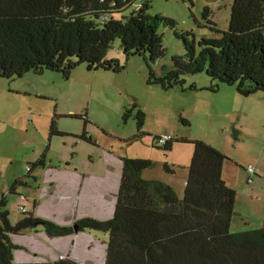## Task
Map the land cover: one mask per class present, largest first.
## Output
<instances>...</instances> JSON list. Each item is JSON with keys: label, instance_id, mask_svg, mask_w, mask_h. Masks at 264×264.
Instances as JSON below:
<instances>
[{"label": "rangeland", "instance_id": "1", "mask_svg": "<svg viewBox=\"0 0 264 264\" xmlns=\"http://www.w3.org/2000/svg\"><path fill=\"white\" fill-rule=\"evenodd\" d=\"M144 1L151 5L150 15L174 19L175 29L191 32V40L195 42L202 37L221 36L211 30L212 25L205 20L203 11L209 10V19L216 23V29L226 31L233 2ZM130 11L126 9L123 14ZM158 31L163 36L165 55L153 67L160 74L163 66L172 68V57L183 56L185 48L168 23L159 25ZM107 59L118 60L124 68L117 72L96 71L80 64L68 78L50 70L42 74L29 71L20 78H0V200L3 196L7 198L9 221L16 224L23 219L20 206L37 218L61 226L86 217L110 220L115 207L113 197L122 177V157L153 161L144 177L170 184L181 197L194 146L176 141L169 151L155 148L153 137L170 135L174 140H201L227 157L223 178L236 193L232 233L264 227V92L244 97L236 92V86L219 84L203 73L185 75L186 87L196 84L208 88L218 84L220 88L216 92L162 90L156 85L150 86L142 56L127 59L119 40L113 43ZM134 104L137 109H133ZM139 109L145 113L146 135L133 139L138 131L135 116ZM129 111L133 115L127 117ZM53 122L60 135H51ZM83 134L90 141L82 140ZM43 157L44 169L37 164ZM165 164L175 173L166 172ZM249 167L256 172L250 174ZM52 168H57V173ZM66 168L77 169L86 178L84 190L86 194L91 191L92 198H80L79 193H84L79 192L76 184H49L50 180L55 181L60 169ZM250 178L253 180L248 184ZM15 185V192L10 193ZM101 191L109 198L100 197ZM85 232L65 240L69 243L73 239L81 240L75 243L74 249L82 260L90 259L109 238L104 232ZM25 234L28 236L22 241L38 251L46 250L48 244L57 247L53 242L35 237V232ZM90 236L97 240L92 251L85 246L90 243ZM33 254L36 253L23 251L17 257L33 260ZM38 258L40 254L34 260ZM100 260L105 261L104 253ZM95 264L99 263L95 261Z\"/></svg>", "mask_w": 264, "mask_h": 264}, {"label": "trees", "instance_id": "2", "mask_svg": "<svg viewBox=\"0 0 264 264\" xmlns=\"http://www.w3.org/2000/svg\"><path fill=\"white\" fill-rule=\"evenodd\" d=\"M126 9H131L129 14H123ZM150 9L144 0H0V78H20L29 71L42 74L45 70L68 78L80 64H86L87 70L117 72L124 66L107 59V54L119 40L127 59L142 56L150 86L216 92L218 84L186 87L185 75L203 73L219 84L236 86V92L244 97L264 92V0H233L226 31L216 29L209 10H204L211 30L221 36L202 37L197 42L191 40V32L175 29L174 19L152 16ZM162 23H168L182 40L185 54L172 57V68L163 66L157 75L153 64L165 55L158 31ZM134 108L138 106L134 104ZM132 115V111L127 112V117ZM144 116L137 110L138 131L133 139L145 136ZM50 130L51 135H60L54 122ZM159 138L154 137L153 145L163 151L171 150L176 141L194 146L182 196L168 183L143 179L153 161L122 157L112 218L75 221L72 225H77L78 233L109 235L105 264H264V227L230 231L236 193L223 178L227 157L201 140L172 138L159 147ZM81 139L90 141L85 134ZM44 160L37 164L44 165ZM163 168L175 173L167 164ZM15 189L16 185L10 193ZM6 205L3 196L0 264H78L65 257L48 263H16L14 251L22 248L15 245L12 235L30 230L43 231L48 238H63L75 231L72 225L37 218L28 210L21 211L23 219L12 224Z\"/></svg>", "mask_w": 264, "mask_h": 264}, {"label": "crops", "instance_id": "3", "mask_svg": "<svg viewBox=\"0 0 264 264\" xmlns=\"http://www.w3.org/2000/svg\"><path fill=\"white\" fill-rule=\"evenodd\" d=\"M157 75H159V74H157ZM153 143H154V137H153ZM44 167H45V161H44L43 169H44ZM53 170H55L56 173H57L58 169L57 168H52L51 171H53ZM146 171L143 172V179H147V178L144 177V174H145ZM59 172H60L59 175L55 176V181H51L50 180L49 184H54V183L56 184L57 182H59V183L61 182L62 185H64V186L68 185L67 183H70L71 185H75L76 184V185H78V187L80 189L79 192L84 193V195H80V193H79L80 198L84 199V198H87V197H90V198L93 197L92 195H90L91 191H88L87 194H86V192H85L86 189L84 190V188H86V186H84V184L86 182V178H84L82 174L80 175L78 173L77 169H74L73 171L69 170L67 168L64 169V171L60 169ZM99 193H100V197L103 196L105 199L109 198L108 195H106V194L102 195V191L99 192ZM114 201H115V199H114ZM35 205H37V204H35ZM35 205H33V206H35ZM112 216H113V214H112ZM27 232L28 231L24 232L22 235H19V236H15V235L11 236V238H12L13 242L15 243V245L20 246L22 248V249H19L17 251H14V260H15L16 263H42V262L48 263V262L57 261V260H59V257L63 256L66 259H70V260L76 261V263H78V264H95V261H97L99 264H105V261H101L100 260L101 257L103 259V253H104V255L106 253V244H105V242L98 246L97 253L92 255V257L90 259L82 260V259H80V256H78L75 253L76 249H74L75 243L79 244V242H81V240H79V238H78V240L75 239V241H74V239H73V241L70 242V243L65 241V240L71 238L72 236H74L73 238L78 237L79 233L78 234L74 233V234H72L70 236L63 237V238H61V237L48 238V237H46V234L43 231L35 232V237L39 238L43 242L50 241V242H53V243L57 244V247H55V246H53L51 244H48L46 250L45 249H43V250L40 249V251H38L33 246H30L28 243H25V242L22 241L23 237H27L28 236V234H25ZM89 232H92V231H89ZM80 233H86V232L84 231V232H80ZM92 233H97V232H92ZM81 235H83V234H81ZM32 238L33 237H30V239H32ZM56 239H61V240L60 241H54ZM88 240L90 241V243H86L85 246L88 247L89 251H92V250H94V248L96 246L97 240L95 239V237L92 238L91 236L88 237ZM77 241H79V242H77ZM40 243L43 244L42 242H40ZM98 244H99V242H98ZM43 246H45V245L43 244ZM102 247H103V249H101ZM85 249H86V247H85ZM23 251H25V253H27L28 251H30L31 253H36V254H33L34 255L33 260H30L29 258H26V257H23V256H19V258H18L17 255H19L20 252H23ZM80 251H81V249H80ZM38 254H40L41 258H38L40 260L36 261L34 259L36 258V256H38ZM98 255H101V256L99 258H97ZM77 258L80 259V260H78Z\"/></svg>", "mask_w": 264, "mask_h": 264}, {"label": "built area", "instance_id": "4", "mask_svg": "<svg viewBox=\"0 0 264 264\" xmlns=\"http://www.w3.org/2000/svg\"><path fill=\"white\" fill-rule=\"evenodd\" d=\"M172 140V137L170 135H164V136H161V138H159L157 140V145L159 147H163L168 141ZM248 172H250V174H254L255 172V169L253 167H249L248 168ZM253 178H250L247 183L250 184L252 182ZM19 210L22 211V212H25L26 210L24 209V207H19ZM60 260H63L64 257H59Z\"/></svg>", "mask_w": 264, "mask_h": 264}, {"label": "water", "instance_id": "5", "mask_svg": "<svg viewBox=\"0 0 264 264\" xmlns=\"http://www.w3.org/2000/svg\"><path fill=\"white\" fill-rule=\"evenodd\" d=\"M72 227H73V229H74V231L77 233L78 232V228H77V225H72Z\"/></svg>", "mask_w": 264, "mask_h": 264}, {"label": "clouds", "instance_id": "6", "mask_svg": "<svg viewBox=\"0 0 264 264\" xmlns=\"http://www.w3.org/2000/svg\"><path fill=\"white\" fill-rule=\"evenodd\" d=\"M60 259V258H59Z\"/></svg>", "mask_w": 264, "mask_h": 264}]
</instances>
